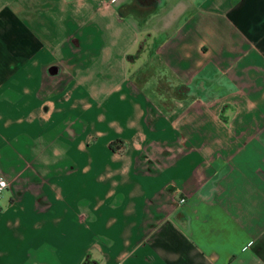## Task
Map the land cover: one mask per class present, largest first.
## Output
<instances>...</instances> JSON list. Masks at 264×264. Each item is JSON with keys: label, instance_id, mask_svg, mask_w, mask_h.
<instances>
[{"label": "crops", "instance_id": "obj_1", "mask_svg": "<svg viewBox=\"0 0 264 264\" xmlns=\"http://www.w3.org/2000/svg\"><path fill=\"white\" fill-rule=\"evenodd\" d=\"M0 177V264H264V0H0Z\"/></svg>", "mask_w": 264, "mask_h": 264}, {"label": "trees", "instance_id": "obj_2", "mask_svg": "<svg viewBox=\"0 0 264 264\" xmlns=\"http://www.w3.org/2000/svg\"><path fill=\"white\" fill-rule=\"evenodd\" d=\"M123 142H124V141L121 140V139L114 140V141L111 142V147L114 148V149H115V148H119V149H120V148L123 147ZM118 143H119V144H118ZM117 144H118V145H117Z\"/></svg>", "mask_w": 264, "mask_h": 264}, {"label": "clouds", "instance_id": "obj_3", "mask_svg": "<svg viewBox=\"0 0 264 264\" xmlns=\"http://www.w3.org/2000/svg\"><path fill=\"white\" fill-rule=\"evenodd\" d=\"M6 187H7V181L0 178V189L6 188Z\"/></svg>", "mask_w": 264, "mask_h": 264}, {"label": "built area", "instance_id": "obj_4", "mask_svg": "<svg viewBox=\"0 0 264 264\" xmlns=\"http://www.w3.org/2000/svg\"><path fill=\"white\" fill-rule=\"evenodd\" d=\"M0 178H2V179H4L5 181H7L4 177H0ZM7 185H8V183H7ZM3 189H4V188H3ZM3 189H0V198L2 197ZM183 200H184V199H183Z\"/></svg>", "mask_w": 264, "mask_h": 264}]
</instances>
